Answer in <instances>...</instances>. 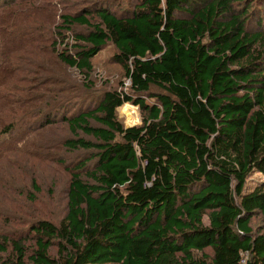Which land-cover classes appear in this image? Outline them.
Wrapping results in <instances>:
<instances>
[{"label": "trees", "instance_id": "trees-1", "mask_svg": "<svg viewBox=\"0 0 264 264\" xmlns=\"http://www.w3.org/2000/svg\"><path fill=\"white\" fill-rule=\"evenodd\" d=\"M97 8L96 22L90 13H61L54 25L63 10L50 0H4L0 10V68L9 37L17 40L14 57L51 47L82 73L111 42L131 89L103 91L93 110L65 118L72 132L95 139L68 146L100 149L94 183L72 176L57 224L42 219L22 235L3 234L0 264H264V230L251 226L256 211L264 223V179L248 184L254 173L264 175V33L247 28L249 6L139 0L128 17ZM72 24L88 27L74 36L73 55L55 49ZM5 88L16 99L26 90ZM126 102L140 107L141 124L118 121L116 109ZM10 110L11 119L24 111L18 104Z\"/></svg>", "mask_w": 264, "mask_h": 264}, {"label": "rangeland", "instance_id": "rangeland-1", "mask_svg": "<svg viewBox=\"0 0 264 264\" xmlns=\"http://www.w3.org/2000/svg\"><path fill=\"white\" fill-rule=\"evenodd\" d=\"M50 1L57 10H63L55 13L51 25L60 23L61 13H90L91 21L96 22L98 18L95 10L98 6L107 7L117 16L128 17L139 2L62 0L63 8L60 9L57 0ZM242 3L249 6L244 16L247 28L251 29L249 31L264 33V0H240ZM3 7L4 0L0 2V10ZM38 18L45 21L41 15ZM255 22H261V25L258 27ZM87 31L86 26L72 24L69 29L62 31V37L56 38L55 49L73 55V52L78 51L80 43L74 40V36ZM4 39L6 41V37ZM8 39L11 40L6 48L11 52L2 67L5 68L11 62L13 65L6 70L0 68V81L6 82L5 86V83L0 86V239L3 234L22 235L30 231L31 225L38 220L45 219L57 224L67 211V194L73 175H79L85 182L94 183L90 173L98 167L97 154L100 149L98 146H68L67 140L82 139L95 143V139L82 131L72 132L65 118L93 110L103 91L123 88L131 94L122 66L112 60L116 49L111 42H107L91 57L90 70L82 73L61 61L57 53L50 50L51 47L44 50L35 48L32 52L19 51L25 56L14 57L15 54H11L12 51H18L17 40L14 37ZM23 62L24 67H18ZM13 86H26V90L22 89L23 92L17 96L19 99L10 90L2 91L5 87ZM151 90L156 93L162 91L155 87ZM143 97L148 104L155 101L154 98ZM17 104L24 111L18 118L11 119L9 115L13 117V114L10 107ZM116 117L124 126L139 125L144 113L138 105L126 102L116 109ZM89 123L92 126L98 125L93 119H89ZM263 179L264 175L254 173L248 184L254 186L258 180ZM204 221L207 223L206 217ZM251 226L255 232L264 230L258 211L251 219ZM31 236L30 233L29 238L25 239L28 252L34 243ZM55 250L52 247L50 253L55 254ZM206 252L211 253V249L206 248Z\"/></svg>", "mask_w": 264, "mask_h": 264}, {"label": "built area", "instance_id": "built-area-1", "mask_svg": "<svg viewBox=\"0 0 264 264\" xmlns=\"http://www.w3.org/2000/svg\"><path fill=\"white\" fill-rule=\"evenodd\" d=\"M240 264H246L245 259H242V260L240 261Z\"/></svg>", "mask_w": 264, "mask_h": 264}, {"label": "clouds", "instance_id": "clouds-1", "mask_svg": "<svg viewBox=\"0 0 264 264\" xmlns=\"http://www.w3.org/2000/svg\"><path fill=\"white\" fill-rule=\"evenodd\" d=\"M1 1H3V0H1Z\"/></svg>", "mask_w": 264, "mask_h": 264}]
</instances>
